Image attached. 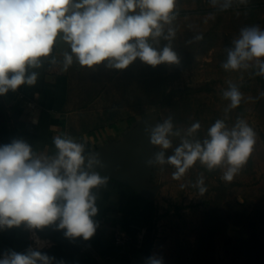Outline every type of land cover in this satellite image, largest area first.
Segmentation results:
<instances>
[{
  "label": "rangeland",
  "instance_id": "1",
  "mask_svg": "<svg viewBox=\"0 0 264 264\" xmlns=\"http://www.w3.org/2000/svg\"><path fill=\"white\" fill-rule=\"evenodd\" d=\"M241 5L250 8H234ZM175 13L159 43H150L158 50L170 44L178 64L153 67L137 58L122 70L108 67L107 61L88 68L73 55L67 68L72 110L80 117L79 129L115 118L135 119L134 125L153 113L156 125L171 118L173 131H179V136L169 137L170 148L153 145L155 175L144 180L157 205L151 231L163 264H263L264 75L258 74L254 61L236 71L222 65L241 29L255 26L264 31V0H176ZM169 28L175 35L164 39ZM230 83L242 93L235 109L223 96ZM218 119L229 129L238 119L253 128L256 143L247 162L231 182L223 179L226 162L209 170L199 160L179 180L173 179L176 168L167 158L183 139L203 142ZM197 122L200 128L188 136ZM159 152L164 153L163 164L155 159Z\"/></svg>",
  "mask_w": 264,
  "mask_h": 264
},
{
  "label": "clouds",
  "instance_id": "2",
  "mask_svg": "<svg viewBox=\"0 0 264 264\" xmlns=\"http://www.w3.org/2000/svg\"><path fill=\"white\" fill-rule=\"evenodd\" d=\"M175 8L176 0H0V95L24 84L34 85L37 73L28 70L40 67L41 58L51 55L58 40L71 50V54L64 53V70L72 65L73 55L80 66L88 68L107 61L108 67L122 70L137 58L153 67L178 64L179 57L170 44L158 50L150 43H159L157 38L164 35L165 25L176 18ZM174 35L169 28L164 39ZM233 43L222 67L236 71L254 61L258 74L264 75V31L255 26L243 28ZM223 96L230 100L231 109L242 100V93L231 83ZM199 128L200 124L194 123L187 135ZM172 135L180 133L173 131L169 118L151 129L150 142L168 149ZM207 136L203 142L183 139L174 155L167 158L176 168L173 179L179 180L199 160L209 170L226 162L229 167L223 179L231 182L256 143V133L243 119L230 129L218 119ZM53 142L58 151L51 158L37 157L21 139L0 146V229L22 223L30 229H42L59 221L57 227L66 229V237L87 241L98 226L92 219L97 207L91 190L104 184L106 178L85 170L82 144L60 135ZM155 159L163 164L164 153H157ZM204 191L201 187V194ZM38 261L51 264L48 255L29 248L26 253L10 250L0 264ZM146 264H163V258L150 256Z\"/></svg>",
  "mask_w": 264,
  "mask_h": 264
},
{
  "label": "crops",
  "instance_id": "3",
  "mask_svg": "<svg viewBox=\"0 0 264 264\" xmlns=\"http://www.w3.org/2000/svg\"><path fill=\"white\" fill-rule=\"evenodd\" d=\"M65 52L70 54V47L58 40L51 55L41 58V66L28 70L37 73L34 85L24 84L0 95V146L21 139L37 157L51 158L58 151L54 138L60 135L82 144L86 157L96 145L117 142L130 130V120L118 118L96 128L79 129L80 117L70 104V78L63 69ZM53 59L57 63L53 64ZM29 101H34L36 107L29 108ZM88 172L106 178L104 184L91 190L97 207L92 219L98 225L93 237L87 241L68 238L64 235L66 229L57 227L59 221L42 229H30L22 223L0 229V254L10 250L26 253L31 248L48 255L51 264H146L148 257L158 256L151 231L157 218L156 203L97 170ZM116 228L134 236L141 234V242L131 252H123L113 239Z\"/></svg>",
  "mask_w": 264,
  "mask_h": 264
},
{
  "label": "water",
  "instance_id": "4",
  "mask_svg": "<svg viewBox=\"0 0 264 264\" xmlns=\"http://www.w3.org/2000/svg\"><path fill=\"white\" fill-rule=\"evenodd\" d=\"M151 116L154 114L150 113L144 121L138 119L121 140L93 150L85 157V170H97L113 180L133 187L143 197L153 198V193L144 183L149 175H155L152 170L153 145L150 135L156 123ZM89 161H92L91 167H88Z\"/></svg>",
  "mask_w": 264,
  "mask_h": 264
},
{
  "label": "built area",
  "instance_id": "5",
  "mask_svg": "<svg viewBox=\"0 0 264 264\" xmlns=\"http://www.w3.org/2000/svg\"><path fill=\"white\" fill-rule=\"evenodd\" d=\"M249 5H241L234 8H248ZM250 8V7H249ZM29 108L33 109L36 107V103L34 101L28 102ZM34 121H36V117H34ZM142 235L134 236L128 231L122 229V228H116L113 233V239L115 244L121 248V250L125 253L131 252V249L135 246H138L141 242ZM5 254H0V259H3Z\"/></svg>",
  "mask_w": 264,
  "mask_h": 264
},
{
  "label": "trees",
  "instance_id": "6",
  "mask_svg": "<svg viewBox=\"0 0 264 264\" xmlns=\"http://www.w3.org/2000/svg\"><path fill=\"white\" fill-rule=\"evenodd\" d=\"M158 103H161L162 105H165V103H162V101L158 100ZM135 120V119H134ZM133 119H130V124L134 121Z\"/></svg>",
  "mask_w": 264,
  "mask_h": 264
}]
</instances>
